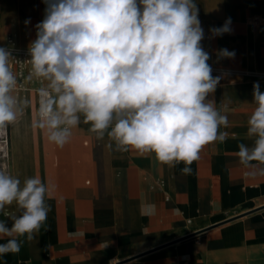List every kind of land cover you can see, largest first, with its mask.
<instances>
[{"label": "clouds", "instance_id": "clouds-1", "mask_svg": "<svg viewBox=\"0 0 264 264\" xmlns=\"http://www.w3.org/2000/svg\"><path fill=\"white\" fill-rule=\"evenodd\" d=\"M44 18L28 46V83L35 96L17 94L12 52L0 47V130L31 111V127L57 148L82 123L109 150L154 154L163 165L185 166L204 146L224 142L228 105L217 107L221 76L212 75L196 0H43ZM30 21H25L29 23ZM231 19L212 27L231 32ZM218 58H234L226 48ZM255 107L247 119L251 146L238 144L239 163L264 177V92L253 83ZM56 185L39 175L21 180L0 168V256L18 253L45 225ZM15 205V211L8 210ZM141 215L156 205L142 203ZM11 226H8V222ZM111 264V262H110Z\"/></svg>", "mask_w": 264, "mask_h": 264}, {"label": "crops", "instance_id": "crops-1", "mask_svg": "<svg viewBox=\"0 0 264 264\" xmlns=\"http://www.w3.org/2000/svg\"><path fill=\"white\" fill-rule=\"evenodd\" d=\"M196 4L208 63L236 72L221 76L209 96L217 107L228 105L229 126L221 128L226 140L204 146L185 175L183 163L169 167L154 154L109 150L107 136L97 140L88 125L75 129L97 146L100 172L82 168L89 180L67 183L63 192L53 194L45 225L32 240L21 238L18 253L0 256V264H264V177L252 175L236 155L239 143H253L246 135L255 107L253 83L259 82L264 92V78L238 73L264 72V25L250 24L252 17L264 15V0ZM228 18L231 32L213 37L209 29ZM10 33L19 46L30 44L20 40L14 25L6 35ZM223 48L233 51L234 58H218ZM23 121L31 127V115ZM27 152L22 140L17 165L9 158L10 174L22 183L39 172L26 164ZM142 203L155 204V214L141 215ZM8 210L15 211V205Z\"/></svg>", "mask_w": 264, "mask_h": 264}, {"label": "rangeland", "instance_id": "rangeland-1", "mask_svg": "<svg viewBox=\"0 0 264 264\" xmlns=\"http://www.w3.org/2000/svg\"><path fill=\"white\" fill-rule=\"evenodd\" d=\"M32 1L0 0V13L2 12L0 14V43L12 25H14V30L24 44H29L36 38L35 25L43 20L46 5L43 0ZM32 8L34 12L31 14ZM259 17L264 18V15ZM25 21L30 22L26 24ZM34 96L35 93L33 92L27 95V97ZM27 113H31V111ZM23 118L18 121L20 150L23 140L24 148L28 149L26 164L37 166L39 171L29 176L39 175L42 180L55 184L56 190L53 194L63 192V187L67 183L71 184L78 179L89 180L88 175L82 172V168H86L87 171V167L91 166L95 172H100L103 162L96 154L97 146L86 134L78 133L74 129L69 144L60 149L49 143L41 131L27 126ZM10 127L11 125L7 128L8 138L11 134ZM9 171H12L10 160Z\"/></svg>", "mask_w": 264, "mask_h": 264}, {"label": "built area", "instance_id": "built-area-1", "mask_svg": "<svg viewBox=\"0 0 264 264\" xmlns=\"http://www.w3.org/2000/svg\"><path fill=\"white\" fill-rule=\"evenodd\" d=\"M264 18L259 16H254L250 19V24L253 27H259L263 25ZM28 46H19L16 41L15 34H8L5 37L4 44L0 45V47H5L12 52V56L15 60H13V68L18 76L19 88L17 90V94L20 96H27L29 92L35 93V88L39 87V83L33 81L32 83H28L25 80V77L28 75L30 71V65L26 62L30 59L28 55ZM241 75H255L258 77L264 78V72L260 71H243L238 72ZM237 73V74H238ZM227 74H236V72L223 69L218 67H212V75L215 76H223ZM7 131V130H6ZM5 130H0V168H6L9 171V157H8V139Z\"/></svg>", "mask_w": 264, "mask_h": 264}, {"label": "bare ground", "instance_id": "bare-ground-1", "mask_svg": "<svg viewBox=\"0 0 264 264\" xmlns=\"http://www.w3.org/2000/svg\"><path fill=\"white\" fill-rule=\"evenodd\" d=\"M30 115L31 114H26L27 119L30 117ZM85 126L86 125H84L82 123L78 128H76V130L82 129L83 127L85 128ZM10 130H11L10 138H8L9 137L8 129L6 131V135H7V139H8V157L11 158L15 162V164L17 165V159H18L19 152H20L19 123L17 122L15 124L11 125ZM9 140H10V145H9ZM16 170L19 171L18 167H16Z\"/></svg>", "mask_w": 264, "mask_h": 264}]
</instances>
